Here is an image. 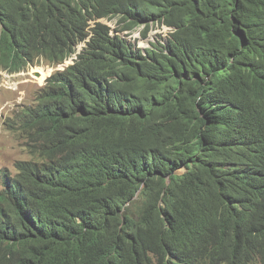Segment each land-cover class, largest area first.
I'll list each match as a JSON object with an SVG mask.
<instances>
[{"label": "trees", "instance_id": "obj_1", "mask_svg": "<svg viewBox=\"0 0 264 264\" xmlns=\"http://www.w3.org/2000/svg\"><path fill=\"white\" fill-rule=\"evenodd\" d=\"M188 5L173 70L159 60L141 64V75L163 96L162 104L142 112L155 125H133L124 113L127 94L113 111L100 95L105 80L114 81L111 90L124 88L117 65H137L127 53L116 66L80 65L94 70L86 83L92 96L80 93L75 105L84 113L77 120L87 117L76 124L82 169L63 163L49 181L42 177L46 170L30 175L36 208L29 220L38 223L37 240L18 238L24 225L36 239L24 217L12 228L0 217V259L12 241L31 252L27 264H264V165L247 152L261 125L235 123L249 110L264 123V0ZM1 45L0 63L16 67L18 49ZM29 48L33 55L59 50L46 43ZM41 110L30 117V130ZM131 153L147 157L144 169L124 162ZM218 160L248 167L224 168ZM183 166L187 172L167 183L166 176ZM159 249L162 258L146 252Z\"/></svg>", "mask_w": 264, "mask_h": 264}, {"label": "clouds", "instance_id": "obj_2", "mask_svg": "<svg viewBox=\"0 0 264 264\" xmlns=\"http://www.w3.org/2000/svg\"><path fill=\"white\" fill-rule=\"evenodd\" d=\"M188 1L0 0V42L16 47L20 61L16 67L0 63V123L9 122L7 130L20 134L17 140L21 144L32 146L28 151L29 159L15 164L16 168L18 163H23L22 168H16V175L13 176L7 169L0 170V179H3L2 188L5 191L0 190V217L11 228L18 217H24L32 235L36 237L31 239L23 225L16 232L21 241L32 242L37 240L38 236L33 231L38 223L29 220L34 218L32 210L36 208L31 193L30 175H38L42 170H46L42 177L49 181L60 171H55L57 165L61 167L63 163L71 164L76 171L82 169L83 151L78 145L81 139L76 124L83 123L87 117L77 120L76 117L84 113L75 105L80 93L92 96L87 84L94 70L80 69V65H93L98 69L110 63L116 66V61H120L127 53L129 55L127 58L136 61L137 65L129 67L117 65L119 73L117 79L123 81L124 88L111 90L110 85L114 81L105 80V91L100 95L104 96L107 108L113 111L119 96L127 94L123 99L130 103L124 110L126 117L134 119L133 125L152 123L142 112L162 104L163 96L157 88H151V82L141 75L143 69L141 64L143 60L150 63L159 60L173 70L170 60L180 55L178 41L184 31ZM155 35H158L157 39ZM1 43L0 47H2ZM34 43L59 46V50L57 54L52 53L51 49L45 52L40 50L33 55L29 45ZM42 66L56 69L47 79L50 90L40 94L31 106L17 105L20 111L15 112L12 121L10 117L3 119L9 102L1 104V98L4 96L2 92H17L15 81L31 74L37 76L39 70L46 72L41 69ZM125 102L122 101L127 105ZM39 110H41L40 116L30 130L28 128L30 117ZM236 119L237 125H261L251 136L247 152L259 165H264V123L260 120L259 113L254 110L245 111L241 116H236ZM26 124L27 127L22 130L21 127ZM22 136H25L23 143ZM215 147L213 145V148ZM146 158L131 153L126 154L123 160L124 162L134 160L144 169ZM217 165L235 169L248 167L241 160L232 164L218 160ZM186 172L185 166L172 171L166 176L167 183H170L172 176L183 175ZM143 187L144 185L131 201L139 198ZM130 205L131 202L126 206ZM18 208L20 213L16 211ZM253 212L254 210L249 213L247 219H253L255 216ZM49 232L51 231H47L46 234ZM133 234L139 238L140 233L133 232ZM188 244L192 246L195 241L189 240ZM146 252L151 258L163 256V249ZM29 253L21 252L11 241L9 249L0 259V264L33 262Z\"/></svg>", "mask_w": 264, "mask_h": 264}, {"label": "rangeland", "instance_id": "obj_3", "mask_svg": "<svg viewBox=\"0 0 264 264\" xmlns=\"http://www.w3.org/2000/svg\"><path fill=\"white\" fill-rule=\"evenodd\" d=\"M160 34V33H159ZM158 35H155L157 39ZM141 45L143 43L141 42ZM42 70H39L38 77L33 74L27 76L24 79L15 81L17 84V92L7 93L3 91L1 98V104L9 102V106L6 107L5 114L8 113L7 117L11 118V121L14 117L16 111H20L19 104L21 106H31L34 104L40 94H45L50 90V84L48 82L49 75L52 71L56 69H50L48 66H42ZM48 73V75H47ZM41 76V77H40ZM45 77V78H44ZM0 123V170H9L13 176L16 175L15 164L18 161L29 159L28 149L24 144H21L17 139L19 135L16 132H11L7 130V124L9 122ZM22 143H23V138ZM3 179H0V190L2 189Z\"/></svg>", "mask_w": 264, "mask_h": 264}, {"label": "bare ground", "instance_id": "obj_4", "mask_svg": "<svg viewBox=\"0 0 264 264\" xmlns=\"http://www.w3.org/2000/svg\"><path fill=\"white\" fill-rule=\"evenodd\" d=\"M45 78V77H44ZM8 113L3 115V119H7ZM9 120V119H8Z\"/></svg>", "mask_w": 264, "mask_h": 264}]
</instances>
